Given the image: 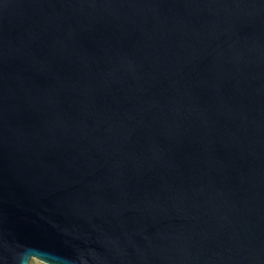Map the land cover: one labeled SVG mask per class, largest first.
Masks as SVG:
<instances>
[{"label":"water","instance_id":"1","mask_svg":"<svg viewBox=\"0 0 264 264\" xmlns=\"http://www.w3.org/2000/svg\"><path fill=\"white\" fill-rule=\"evenodd\" d=\"M33 259L264 264V0H0V264Z\"/></svg>","mask_w":264,"mask_h":264},{"label":"rangeland","instance_id":"2","mask_svg":"<svg viewBox=\"0 0 264 264\" xmlns=\"http://www.w3.org/2000/svg\"><path fill=\"white\" fill-rule=\"evenodd\" d=\"M29 264H45V263L40 262V261H38L36 259H33V260H31V262Z\"/></svg>","mask_w":264,"mask_h":264},{"label":"snow or ice","instance_id":"3","mask_svg":"<svg viewBox=\"0 0 264 264\" xmlns=\"http://www.w3.org/2000/svg\"><path fill=\"white\" fill-rule=\"evenodd\" d=\"M26 255H27V253H26Z\"/></svg>","mask_w":264,"mask_h":264}]
</instances>
